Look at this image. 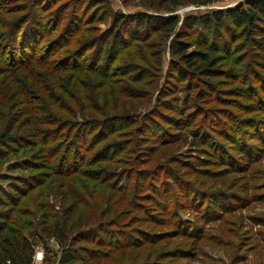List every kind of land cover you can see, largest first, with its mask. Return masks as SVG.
Returning <instances> with one entry per match:
<instances>
[{"label": "rangeland", "instance_id": "obj_1", "mask_svg": "<svg viewBox=\"0 0 264 264\" xmlns=\"http://www.w3.org/2000/svg\"><path fill=\"white\" fill-rule=\"evenodd\" d=\"M1 1L10 3V6H6V12H0V41H2L1 39L6 35L8 36L16 20L26 13L25 10L17 11L13 9L11 4L15 1H21L20 3L23 2L24 4L34 1L37 9L38 5H40L38 2L42 1L44 5L47 2L55 3L54 1H57V5L55 6L56 11L53 10L52 15L48 17L50 19H45V21H49V23L53 21L54 23L55 19H57L61 22V27H59L62 29L60 36L69 25V21H71L72 18L73 27L81 23L82 20H88L87 22L85 21L86 23L84 22V33L79 36V39H77L78 42L64 48L69 52L75 49L76 51L85 49L84 46L79 44V41L82 39L90 40L96 36H100L103 40L110 38L111 36L108 32L113 26L116 17L121 18L120 16H122L121 20L132 21L133 26L130 29L134 34H137L138 30L143 28L142 22L144 19L155 20L150 23L147 20L144 24L147 25L148 28L141 36L147 35L149 36L148 39L136 43L134 42L133 46L128 49V52L124 50L121 54L120 61L113 64V69H111L122 73V70L117 68V66H119L118 63L122 61L123 65H127L124 63L130 62L129 65L135 68H133V70H128L126 76L123 77L122 74H117L115 78H111L113 84H106L104 81L102 82L100 77H96L89 71H86L74 76L75 82L81 81V87L76 89L74 85L71 86L69 75L61 74L60 82L65 86L69 85L72 91L71 93L74 96L72 100L76 101V104L72 103V101L65 97L55 86H52L54 94L60 96L62 103L64 102V109L66 111L62 110V114H60L59 109L53 110L51 108L50 110V108H48L47 111L54 112V114H58L59 116L64 114L62 117L67 120H69V116L72 115L75 120L79 122H83L85 119H90L91 117L92 119L100 121L104 120L101 129L93 133V138H95L96 135L108 132L112 128H118L121 133L127 135L126 133L132 129H129V127L122 129L121 124L125 122L124 118L130 115L139 119L145 131H149V127H152L154 123H160L162 130H153L154 133L152 134L154 136H148L149 139L153 138L157 141V145L154 144V141H147V143L145 142L139 146L136 138L131 144V148L136 149V152L139 148L141 149L138 156L140 155L141 160H144L142 164L133 163L135 171L140 175L148 172L146 178H140V190H136L134 194L139 197L145 196L147 193L150 195L152 194L155 196V199L161 201L162 199L150 189V185H156L157 191L162 193L165 189L169 188L170 191L167 195H169L168 197H172V200L165 201L164 203H170V212L160 215V212H156V210L152 208L150 201L145 202L144 200H136L137 196H133L132 193H128V196H124L125 192L121 193L120 191L112 189L111 183L106 187L102 186L104 182L96 184V182L90 180V178H98L90 176L95 172L96 176H100L113 170L117 172L124 171V163L116 159L112 164H93L78 172L79 174H74L71 178L62 179L60 182L62 183V187L61 185H57L60 178H58L55 173L48 174L49 178H45L43 186H45V191L46 188L48 192L50 191V194L48 193L43 196V193L40 192L42 191L41 188L33 192L28 191L25 196L21 197L26 201L25 209H29L32 211L33 215L36 216L34 220L35 223L37 224L39 218H43V213L47 211L38 208L39 204L47 201V195H51L52 203L55 206L53 210L49 211L50 214L58 215V218H64V215L59 211L65 210L69 206L70 208L73 207V196H66L63 201H60V197H58L54 190H58L61 193L64 183L66 189V182L77 179L81 183L84 182V184L70 183V186L74 187L72 193L80 199L79 201H90L88 198L91 197L93 201L90 202L95 205L101 203L100 199L104 198L106 203L111 202L115 206L114 212L109 215L105 219L106 222H104L107 225V233H110L109 236H112L115 240L114 243L116 247H114V249L121 248L122 250H110L111 248L108 247L104 248L106 254L101 258V264H159V262H162V264H264V176L258 178V172L260 170L264 171V153L257 161L251 162L247 160V162H245L248 164L246 168H241L244 158L235 156V154L229 156V151L231 150L228 148V145L220 140L219 132L213 131V127L217 129L220 127L222 128V125L214 121H216V117L220 113L217 110L224 108H221L219 104L213 102L212 96L203 94L206 93V91H203L207 88V83L202 82L207 81L211 83V87H214L215 91H217L216 94L220 97L222 96L223 99L230 100L229 104L224 106L229 107L230 109H227V111L231 110L237 119L240 120L239 123L243 124L242 128L240 126L241 131H239V136L237 138L241 139V142L260 139V142H258V140L254 142L258 144L253 147L252 151L258 154L259 151L256 150V147L264 149V144L260 138L262 136L264 137V40L257 43L256 48L253 49L252 45L246 44V38L241 33V28L228 23L227 30H225L226 35H224L225 33L221 34L222 38L226 40L225 48L227 50L223 52L221 49L220 51L214 49L215 52H213V57L216 67L214 69L215 74L212 78H206L205 76H196L197 78H193V76H190L188 80L179 82L176 77L177 72H172V68L170 70V66L172 65L171 47L176 45L178 39H182V37L188 41V38H185L184 35L192 30L186 26L188 17H202L213 13L225 14L229 9H234L238 6L243 7L249 0H221L208 5L194 4L197 1L206 0H183V5L175 9V11L170 10L169 1L176 0H0V2ZM166 1L168 2L166 3ZM162 5L166 8L158 9ZM39 11H41V14L44 11L41 5ZM58 14L61 15V17H58ZM173 15L180 18L178 32L170 37L164 44H161V46H156V42L159 41L158 37L152 35L155 27H158V25L160 26V22L157 23L156 19L168 18ZM43 16L47 17L48 14H43ZM93 18L95 20H93ZM137 25L138 28L136 30L135 28ZM49 26L50 24H48V27ZM73 27H70V32L67 35L68 38L74 36ZM93 28L98 32L95 33ZM196 31L197 34L194 40L199 41L201 38H204L202 35L200 36V33L205 31V28L202 31L197 28ZM121 34L123 35V41L118 43L115 51L123 49L125 43L129 41L132 42L129 34L125 32L124 29ZM259 34L260 33H257L256 35ZM57 37L59 36L56 35L51 38L50 41L55 43L54 40ZM62 45H66L64 40H62ZM191 46V51L206 53V49L199 48V45L194 44ZM217 46L221 47V43H217ZM47 47L48 46H46L45 49H47ZM42 48L37 51L44 55L45 49ZM137 50H140V52ZM92 51L93 49L90 48L87 52L89 57ZM156 51L159 53L161 52V57ZM75 53L76 52L70 53L66 57L70 58ZM157 54L159 55V59H157ZM6 57L3 58L2 63V57L0 56V68L5 66L8 67V62L11 64L24 62L25 64L20 66L15 76V78L18 77L20 79L18 84H9L6 81H10V78L5 80L3 76L0 77V133L4 130H11L15 125L14 128L17 134L26 137L29 135L28 133L32 131V127H34L35 124L30 125V113L27 114L24 110V106H20L23 103L21 102L22 97H18V102L15 101L14 104H12L8 97L9 92L12 93L13 89H17L26 83V85L31 86L30 90L37 92L33 94L34 97L43 99L47 104H50V107H52L50 103L51 96L46 92H42L41 88L38 89L39 85L36 86L34 84L35 77L32 78L29 71L35 68V65L30 66V63L25 62V59H21V61L18 62L12 61L9 54H7ZM60 57L61 56H54L50 59L52 61H61L65 58L60 59ZM90 60L86 57L83 63L87 65V67L97 63V60H95L91 64ZM157 61L162 64L160 65ZM77 66H80V64ZM136 68L138 69L136 70ZM13 73L9 74L11 75ZM129 74L135 75V77L140 76L143 80L142 82H145V84L136 83L137 85H134L132 81L129 82V79H127L129 78ZM30 78H32L33 81ZM45 78H47V76ZM63 78H67L66 81L63 82ZM37 80L39 79L37 78ZM188 82L193 83L192 88L187 87ZM246 84H250L251 95L253 96L249 97L250 99H254V102L241 95L246 91ZM187 94L191 96V99L194 98L195 95H201L200 98L204 99L211 98L205 102H203L202 99L200 100L201 102H198V97H196V101L193 100V106H191L193 108L192 112H187L185 117L188 118L183 119L184 122L192 121L189 119L192 115L191 118L194 119V127L190 128L188 132L193 133V129L204 131L203 133L206 134L207 138L212 140L214 138L217 142L216 145L220 148L219 152L222 150V155L225 154L222 161L217 159L214 165H203L204 167L202 169L208 168L209 171L214 172L213 177H209L205 173H198L196 169L199 166H197V168L192 166L196 164L197 160L201 159L203 150H197L192 146L193 142L190 136L188 140H185V132H181V137H179L180 132H178V125L181 122L179 120L180 118L173 117V114L165 109L167 106H174L175 103H178L180 110L185 109L186 107L183 103L185 102V95ZM86 95L90 98L93 96L92 104L94 106H91V110L95 108L98 112H93L91 114L89 113L91 110H89L87 113H84L86 116L83 117V113L78 109V105L79 102L81 104L82 99ZM36 103L35 105H40L38 101H36ZM196 104L205 110L198 112V107L195 106ZM239 104L243 107L242 111L237 106ZM251 104H253V106H251ZM247 107L253 108L246 109ZM42 113L45 112L41 111V114ZM199 113L202 116H200ZM165 119L170 122V125H166V121H163ZM169 119L172 120L170 121ZM16 121L18 122L16 123ZM230 123L232 124L231 121ZM104 127L105 131L103 129ZM255 128L259 129L261 136L247 138V133L249 131H255ZM225 130L228 132L229 128ZM172 137H175V139L172 140ZM121 140L122 137L120 138V136H115L113 138V141ZM114 143L115 142H112V144ZM36 145L35 151L45 147L44 145ZM152 147H154L155 152H153L150 157L147 151ZM107 151L109 154L114 155V151ZM83 152L84 150L82 153ZM105 152L106 150L102 148L99 153L103 154ZM21 155L22 153L17 157L11 155L6 161L8 163L9 161H15L17 158L21 157ZM134 156L135 154L128 155V157L131 158ZM121 158L123 157H120V160ZM39 159L41 161L42 158ZM145 159L148 161H145ZM211 159L213 161L216 158L212 156ZM79 162L80 160H76V166L79 165ZM8 163H3L4 166L0 169V173L6 171L5 167ZM43 163L45 164L43 172L49 173L46 169V162L43 161ZM73 164L74 163H72V165ZM172 169L175 171H172ZM84 172H86L85 177L83 176ZM123 176L120 178V181H122L120 182V186H127L130 190H133L131 187L135 188L136 184L134 182L137 179V175H132L133 181L131 182L128 178ZM87 177L89 179H87ZM174 178H177L176 182H173ZM52 180H56V182L51 184ZM108 182L111 181L108 180ZM85 183L96 189L98 188V191L96 193L88 191L87 188L89 189V186L87 187ZM183 192L188 193V199ZM179 194L183 195V206H189V202L194 200L196 201L195 204L201 207H199L200 209L204 208L199 203L202 197L226 194L234 198L233 201L235 202H232L234 208L218 221L212 223L210 221L206 222L204 228L199 232L201 238L186 237L184 236L186 231L190 232L191 230H195L190 223L191 221H194V223L197 221L200 223L201 221L202 224L205 222L200 212L193 209L188 210V208H176L174 206L175 201L173 199ZM31 199L33 204L31 203ZM133 201L142 203L147 207H145V209L151 208L147 213L148 215L153 214V218H167L171 213L179 211L187 222L177 225L176 222L168 225H160L152 221L145 223L141 221V218L147 217V213L143 211L142 207L128 206L129 202ZM155 204L157 203L155 202ZM105 206L103 207L104 210ZM0 213L12 215L14 212L13 210L8 211L7 207L0 204ZM99 229H101V227H99ZM141 230H145L149 233L147 236L148 240L142 238V234H140ZM155 233L157 234L153 237L152 234ZM95 235L99 234L96 233ZM128 240L131 242H128ZM136 242H138V245L135 244ZM50 250L55 253L59 251L57 243L54 240L50 242ZM38 252L43 251L38 250ZM43 259L41 261L35 260V264H44Z\"/></svg>", "mask_w": 264, "mask_h": 264}, {"label": "trees", "instance_id": "obj_2", "mask_svg": "<svg viewBox=\"0 0 264 264\" xmlns=\"http://www.w3.org/2000/svg\"><path fill=\"white\" fill-rule=\"evenodd\" d=\"M219 1L221 0H206L192 3L196 5H208ZM20 2L21 1H15L11 4V6L17 11L25 10L26 13L16 20V23L12 27L11 32L8 34V36L6 35L1 39V62L3 63V58H5L7 54H9L12 61L18 62L21 61V59H25V62L30 63V66L35 65V68L30 69L31 71L29 72L32 75V78L35 77L34 84L36 86L39 85L38 89L41 88L42 92H46L51 96L50 103L52 107H50V104H47V102L43 99L34 97L33 94L37 92L30 90L31 86L26 85V83L17 89H13L12 93L9 92L8 94L10 103L12 104H14L15 101L18 102V97H22L21 102L23 103L20 106H24V110L27 114L30 113V125L35 124V126L32 127L31 132H26L29 134L26 137H22L20 134H17L14 128L15 125L11 128V130H4L0 133V169L4 166L3 163H8L6 160L9 156L13 155L14 157H17L20 153H22L21 157L17 158L15 161H9L8 165L5 167L6 171L0 173V204L7 207L8 211L13 210L14 212L12 215L0 213V264H35L34 257L38 250H42L44 253V264H101L100 260L106 254L104 248L108 247L111 248L110 250H122L121 248L114 249V247H116L114 243L115 240L112 236H109L110 233H107L106 231L107 225L105 223V219L114 212L115 206L113 205V203H106V200L102 198L100 199L101 203L94 205L90 202L93 201L91 197L88 198L90 201H79L80 199L72 193L74 187L70 186V183H78L83 185L84 182L81 183L77 179H74L72 181L66 182V189L64 183V186L61 189V193L58 190H54L58 197H60V201H63L66 196H73V207L70 208L69 206L65 210L59 211L62 213V215H64V218H58V215L50 214L49 211L53 210L55 206L52 203L51 195H47V201L39 204L38 206L39 209H45L47 211L43 213V218H39V222L36 224L34 221L36 216H34L32 211H30L29 209H25L26 201L21 197L25 196L28 191L33 192L34 190L41 188L42 191L40 192L43 193V196L48 193L50 194V191L48 192L46 188V192L44 189L45 186H43L45 178H49L48 174L50 173H55L57 177L60 178L59 182L57 181V185H61L62 187V183H60L62 179L71 178L72 176H74V174H79L78 172L93 164H112L116 159L124 163V171H107L108 173H104L100 176H96L95 172L90 176L98 178H90V180H92V182H96V184L104 182L102 186L106 187H108V184L111 183L112 189L120 191L121 193L125 192L124 196H128V193H132L133 196H135L134 192L136 190H140V178H146L148 172L140 175L137 171H135L133 163L142 164V161L144 160H141L140 155L138 156L139 152H141V149L139 148L136 152V149L131 148V144L136 138L137 144L139 146L141 144H144L145 142L147 143V141H154V144L157 145V141H155L153 138H151L152 140L149 139L148 136H154L152 134L154 133L153 130H162V127H160V123H154L152 127H149V131H145L144 127L141 125L142 123L139 122V119L137 117H134L133 115H130L134 119H132L130 116H126L124 118L125 122L121 124L122 129L128 127L129 129H132L131 131L126 133L127 135L121 133L118 128H112L108 132L96 135L95 138H93V133L96 130L101 129L104 120L100 121L92 119L91 117L90 119H85L83 122H79L78 120H75L72 115L69 116V120H67L66 118L62 117L64 114L59 116L58 114H54V112L52 113L47 111V109H59L60 114H62V110L66 111L64 109V102L62 103L60 96L54 94V92L52 91V86H55V88L60 90L65 97L69 98L72 103L76 104V101L72 100L74 96L71 93L72 91L69 85L65 86L61 84V74H68L71 80L69 81L71 83V86L74 85L76 89H79L81 87V81L75 82L74 76L82 74L86 71H89L96 77H100L102 79V82L104 81V83L106 84H113L111 78H115L117 74H122V76L124 77L126 76V72H128V70H133V68L135 67L129 65V60L126 61L128 63H124L127 65H123L122 61L118 63L119 66H117V68L121 69L122 73L117 70H112V67L115 62L117 63L120 61V56L124 52V50L128 52V49L133 46L134 42L136 43L140 42L141 40L148 39L149 36L147 35L141 36V34L148 28L147 25H144L148 19H144L145 21L143 20V28H140L137 34H134L130 29L133 26L132 21L121 20L122 16H120L121 18L116 17L114 19L113 26L108 32V34H110L111 36L110 38L103 40V38H100V36H96L90 40L82 39L81 41H79V44L84 46L85 49H80L78 51H76L75 49L74 51L69 52L64 48L72 46L73 44L78 42L77 39H79V36L84 33V22L86 20H82L81 23H78V25L73 27V18L71 17L72 19L71 21H69V25L67 26L65 31L61 33L60 36V32L62 31V29H60L59 27H61L62 23L57 19H55L54 23L53 21H51V23H49V21H45V19H50L48 17L52 15L53 10L56 11L55 6L57 5V1H54L55 3L47 2L44 5L42 1L38 2V4H40L44 8V13L42 12V14L41 11H39L40 5H38L37 9L34 1H31L27 4ZM167 2L168 1H166V3ZM169 2L171 5H169V8L173 11L181 7L184 3L183 0ZM3 3V1L0 2V12H6V6H10V3L6 1L4 4ZM164 8L166 7L162 5L158 9ZM43 14H48V16L45 17L43 16ZM59 14L57 16L61 17V15ZM93 20L95 19L93 18ZM151 21L155 20H148L149 23ZM156 21L157 23L160 22V26L158 25V27H155L152 35H156L158 37L159 41H155L156 46H161V44H164L168 39H170V37L174 36L176 32H178L180 18L176 15H173L168 18L156 19ZM187 21L188 22L186 23V26L188 28H191L192 30L188 31V33L184 35L185 38H188V41H186L184 37H182V39H178L176 45L171 47L170 52L172 54V65L170 66V70L172 68V72H177L176 77L178 78L179 82L188 80L190 76H193V78H197L196 76H205L206 78H212L215 74L214 69L216 67V63L213 57V52H215L214 49H218L219 51L221 49L223 52H226L227 50L225 48L226 40L222 38L221 34L225 33V30H227L228 23L234 25L235 27L241 28V33L246 38V44L252 45L253 49L256 48L257 43L264 40V0H249L243 5V7L238 6L237 8L229 9L225 14L213 13L202 17L190 16L188 17ZM48 24H50L49 27ZM70 27L74 28V36H72V38L67 37L71 29ZM137 28L138 25L135 29L137 30ZM197 28H199L201 31L205 28V31L201 32L203 34L200 33V36L202 35L204 38H201L199 41L194 40V37L197 34ZM123 29L129 34L132 42L129 41L125 43L123 45V49L115 51L118 43L123 41V35L121 34ZM94 31L95 33L98 32L95 29ZM257 33L260 34L256 35ZM56 35L59 37L54 40L55 43H52L50 40ZM224 35H226V33ZM62 40H64L66 45H62ZM217 43H221V47L217 46ZM194 44L199 45V48L206 49V53L191 51V45ZM46 46H48L47 49H45ZM40 48L45 49V54L43 53L44 55L37 51ZM90 48H92L93 51L89 57L87 52ZM137 51L140 52V50ZM73 52L76 53L73 54L70 58L66 57ZM156 52L159 53L158 51ZM159 55L161 57V52L159 53ZM159 55L157 54V59H159ZM54 56H61L60 59L64 57L65 58L61 61L53 60V62L50 58ZM86 57L89 60L91 59V64L95 60H97V63L95 65L87 67V65L83 63ZM158 63L160 65L162 64L161 62ZM24 64V62L17 64H11L10 62H8V67L5 66L0 68V77L3 76V79L5 80L7 78H10V81H6L9 84H18L20 79L18 77L15 78V76L17 74V71H19L20 66ZM79 64L80 66H77ZM137 69L138 68H136V70ZM9 73L13 74L10 75ZM46 76L47 78H45ZM128 77V81H132L134 85L136 83L145 84V82H142L143 80L140 76L135 77V75L129 74ZM32 78L30 79L32 80ZM37 78L39 80H37ZM47 79L49 80V83ZM66 79L67 78H63V82L66 81ZM202 82L207 83V88L203 91H206V93L203 94L212 96L213 102L219 104L221 108H224L217 110L220 113L217 115L216 121H214L219 125H222V128L220 127L219 129H217L213 127V131L219 132L220 140H222L224 144L228 145V148L231 150L229 151V156L235 154V156L244 158V162L241 168H246L248 166V164L245 163L247 162V160H250L251 162L259 160L264 153V149H259L258 147H256V150L259 151L258 154H255L252 151L253 147L257 146L258 144L254 142H256L257 140L258 142H260V139L241 142V139L237 137L239 136V131H241L240 126L242 128L243 124L239 123L240 120L237 119V117L232 113L231 110L227 111V109H230L229 107L224 106L228 105L230 100L223 99L222 96L220 97L218 94H216L217 91H215L214 87H211V83H208L207 81ZM187 84V87H193V83L188 82ZM249 85L250 84H246V91L241 94L242 96H245L246 99H250L249 96H253L251 95L252 92ZM201 95H195L192 99L189 94L185 95V102L182 103L186 108L183 110H180L178 103H175L174 106H167V108L165 109L169 110L173 114V117L180 118L179 120L181 122L178 125V132H180L179 137H181V132H185L186 134L184 139L188 140L190 136L193 142L192 146L197 150H203L201 159L197 160L196 164L192 166L196 168L197 166H199L196 169L198 173H205L207 176L213 177L214 172L209 171L208 168L202 169L204 167L203 165H214L217 162V159H220V161H222V158H224L225 154L222 155V150L219 152L220 148L216 145L217 142L214 140V138L213 140L207 138L206 134L203 133L204 131H197V129H193V133L188 132L190 128L194 127V119L191 118L192 115L189 117V119H191L192 121L184 122L183 119L188 118L185 117L187 112H192L193 108L191 106H193V100L196 101V97H198V102H201V99L203 102L211 99L200 98ZM250 100L254 102V99ZM36 101H38L40 105H35L37 104ZM92 102L93 96L92 98H90L87 95L84 96L81 104L79 102L78 109L83 113V117L86 116L84 115V113H87L89 110H91V106H94ZM239 105L237 106L242 111L243 107ZM195 106L198 107V112H202L203 110H205L199 107L198 104H196ZM251 106H253V104H251ZM252 108L253 107H247L246 109ZM41 111L45 113L41 114ZM93 112L96 113L98 112V110L93 108L91 111H89V113L91 114ZM169 120L171 121L172 119ZM163 121H166V125H170V122H168L167 119ZM230 121L232 122V124L230 123ZM17 122L18 121H16V123ZM226 128H229L228 132L225 130ZM103 129L105 131V127ZM257 129L255 131L253 130L254 132L249 131L247 133V138L260 137L261 132L259 131V129L257 131ZM115 136H120V138L122 137V140L113 141V138ZM260 138L262 140V143L264 144V137L262 136ZM174 139L175 137H172V140ZM112 142L115 143L112 144ZM36 144L40 146L44 145L45 147L35 151V147L37 146ZM102 148L105 149L106 152L100 154L99 152L102 150ZM83 150L84 152L82 153ZM107 150L114 151V155L109 154ZM147 152L151 157L153 152H155L154 147L149 148ZM134 154L135 156L133 158L128 157V155ZM212 156H215L216 158L213 161L211 159ZM120 157L123 158H121L120 160ZM39 158H42L41 161ZM42 160L46 162V169L49 173L43 172L45 164ZM76 160H80L79 165L77 166L75 164ZM146 160L147 159H145V161ZM72 163L74 164L72 165ZM172 171L175 170L172 169ZM85 173L86 172H84V175L82 173L84 177ZM133 174L137 175V179L134 182L136 184L135 188L131 187L133 190H130V188L127 186H120V182H122L120 181V178L123 175V177L128 178V180H130L131 182L133 181ZM262 176H264V171L260 170L258 172V178H261ZM87 179L89 178L87 177ZM108 180H110L111 182H108ZM176 181L177 178H174L173 182ZM55 182L56 180H52L51 184ZM86 185L87 187L89 186V189L87 188L88 191H91L93 193H96L98 191V188L96 189L95 187H91L88 184ZM155 186L156 185H150V189L162 199L161 201L155 199L154 195H150L148 193L142 197L136 195V200H144L145 202L150 201L152 208L155 209L156 212H160V215L169 213L170 203L164 202L172 200V197H168L169 195H167L170 189H165L162 193L157 191ZM183 193L188 199V193ZM210 196L211 197H202V199L200 200V205L204 207L202 209H200L201 207L198 206V204H195L196 201L192 199V201L189 202V206H183V195L181 194L174 197V206L176 208L180 207L181 209L188 208V210H196L200 212V215L205 222L204 224H202L201 221L200 223L198 221L195 223L194 221H191L190 223L192 224L193 228H195V230H191L190 232L186 231L184 236L194 237L197 239L201 238L199 232L200 230H202V228H204L206 222H216L219 219L223 218L234 208L232 202L235 201H233L234 198L232 196H228L226 194ZM155 202L159 205L155 204ZM31 203L33 204L32 199ZM129 204L128 206L131 207L141 206L145 213L151 210V208L145 209L146 206L137 201L129 202ZM104 206L105 210L103 209ZM152 216L153 214L148 215L147 213V217L141 218V221H144L145 223H149L150 221H152L153 223L160 225H168L175 222L177 225L187 222L179 211L171 213L167 218L157 219L153 218ZM99 227H101V229H99ZM96 233H98L99 235H95ZM140 234H142V238L148 240L147 236L149 233L147 231L141 230ZM156 234L157 233L152 234V236L154 237ZM52 240L57 243L59 249L57 253L50 250V242ZM128 242L131 241L128 240ZM135 244L138 245V242H136ZM159 264H162V262H159Z\"/></svg>", "mask_w": 264, "mask_h": 264}, {"label": "clouds", "instance_id": "obj_3", "mask_svg": "<svg viewBox=\"0 0 264 264\" xmlns=\"http://www.w3.org/2000/svg\"><path fill=\"white\" fill-rule=\"evenodd\" d=\"M43 257H44L43 252H37L36 255H35V257H34V259L36 261H41L43 259Z\"/></svg>", "mask_w": 264, "mask_h": 264}]
</instances>
